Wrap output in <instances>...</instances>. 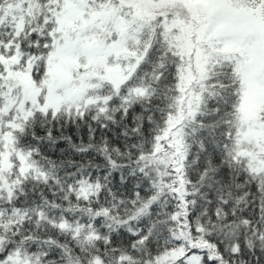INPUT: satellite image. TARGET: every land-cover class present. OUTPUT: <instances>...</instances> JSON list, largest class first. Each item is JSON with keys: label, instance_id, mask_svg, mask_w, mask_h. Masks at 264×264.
<instances>
[{"label": "snow or ice", "instance_id": "6c2138e0", "mask_svg": "<svg viewBox=\"0 0 264 264\" xmlns=\"http://www.w3.org/2000/svg\"><path fill=\"white\" fill-rule=\"evenodd\" d=\"M0 264H264V0H0Z\"/></svg>", "mask_w": 264, "mask_h": 264}]
</instances>
